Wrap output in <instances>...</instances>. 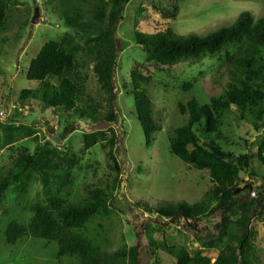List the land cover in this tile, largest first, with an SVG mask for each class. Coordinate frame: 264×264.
I'll return each mask as SVG.
<instances>
[{
  "label": "trees",
  "instance_id": "trees-1",
  "mask_svg": "<svg viewBox=\"0 0 264 264\" xmlns=\"http://www.w3.org/2000/svg\"><path fill=\"white\" fill-rule=\"evenodd\" d=\"M166 1L165 7L156 9L163 18L175 19L185 0ZM57 2L62 4L64 23L71 32L46 42L31 60L26 76L37 86L23 89L19 100L40 101L43 108L68 113L70 117L113 123L117 118L115 69L119 55L115 30L130 0H48L47 4ZM12 3L13 0H0V33L6 30L7 10ZM135 40L146 53V63L154 65L156 71L221 54L230 79L222 92L210 96L209 102L202 103L194 97L187 106L181 105V111L188 112V122L174 129L169 147L184 162L206 171L213 181L212 187L195 203L183 200L151 206L134 202L135 209H142L141 214L187 222V230L199 246L191 251L187 245H172L155 238L150 230L147 252L153 255L155 249H161L174 256L176 264H262L254 221L264 223V172L258 175L252 159L256 157L264 165V16L245 10L230 25L206 35H181L171 27L155 33L137 29ZM90 63L110 105L106 114H102L97 103L86 99V70ZM144 70H149L146 64L135 65L129 93L134 96L137 119L150 143L159 124L144 87L152 81V71ZM193 87L194 81L183 84L184 90ZM32 103H27L29 112L33 111ZM232 112L256 130L263 129L256 155L237 154L220 144L225 139L224 121ZM19 117L15 114L7 118V124H0V151L26 137L33 139L35 148L20 147L7 171L0 174V209L13 187L20 193L27 192L33 180L42 184L45 198L29 204L32 216L27 222L16 217L9 219L6 244L11 246L32 238L40 240L43 249L55 245L58 264L63 258H70L69 264H140L143 252L139 244H122L115 251H107L89 230L96 217L110 212L111 194L121 184L122 166L115 152L108 154L110 167L116 173L113 180L87 184L84 199L69 202L62 192L79 159L71 156L70 149L49 148L52 139L42 141L36 135V125L16 124ZM111 129L117 135L115 128ZM104 136L103 131L85 132L86 147ZM61 140L55 138L57 144ZM62 161L69 163L68 168L60 167ZM245 175L260 176L261 183L248 184ZM213 215L220 218L214 226L200 225L204 218ZM145 220L141 223L143 228L153 221ZM138 228L135 226L137 238L141 235Z\"/></svg>",
  "mask_w": 264,
  "mask_h": 264
},
{
  "label": "rangeland",
  "instance_id": "rangeland-1",
  "mask_svg": "<svg viewBox=\"0 0 264 264\" xmlns=\"http://www.w3.org/2000/svg\"><path fill=\"white\" fill-rule=\"evenodd\" d=\"M165 2L167 3L166 0H130L123 12V19L116 27L119 55L115 69L117 118L113 123L104 119L93 122L76 116L70 117L68 113L43 108L40 101L33 100H30L33 102V111L16 114L20 116L16 124L27 122L36 125V135L43 138L42 141L52 139L49 148L57 146L70 149L71 156L79 159V164L70 170L69 183L62 192L69 202L78 203L84 199L87 184L113 180L116 173L110 167L108 154L110 151L115 152L122 166L121 184L111 194L110 212L96 217L90 223L89 230L96 234L107 251H115L122 244H139L143 252L140 264H176L175 257L161 249H155L153 255L147 252L150 230H153L155 238L165 239L172 245H187L191 251L199 246L195 237L187 230V222L141 214L142 209H135L134 202L141 201L151 206L183 200L195 203L212 187L213 181L206 171L184 162L172 154L169 147L174 129L188 122V112L183 113L181 105L187 106L188 101L194 97L202 103L209 102L210 96L222 92L230 79L221 54L156 71L154 65L146 63V53L136 43L135 31L139 29L155 33L171 27L181 35H206L230 25L245 10L256 16H264V0H185L180 3L175 19H165L156 9L157 6L165 7ZM47 3L48 0H13L7 10L6 30L0 33V112L19 104L29 110L30 101L21 102L19 95L23 89L37 86L35 81L26 76L31 60L46 42L71 32L64 23L62 4ZM37 7L39 22L33 23ZM136 64H146L149 70H144L145 73L152 71V81L144 87L148 90L153 116L159 129L150 143H147L137 119L134 96L129 93L132 89L131 72ZM86 72L89 77L87 102L93 100L99 105L102 114H106L110 105L91 63ZM190 81H194V87L184 90L183 84ZM13 115L15 114L0 116V124H7V118ZM46 121L51 124L48 126ZM224 123L225 139L220 142L222 146L237 154L258 153L263 129L258 131L251 123L238 120L234 112L227 115ZM111 126L115 128L117 135ZM66 128L68 132L65 131ZM95 131H103L105 136L86 147L85 132ZM54 137L62 138L61 143L57 144ZM24 145L31 150L35 148L33 139L26 137L0 151V174L7 171L12 156H16L18 149ZM259 162L256 157L252 159V167L258 175L264 172V165ZM68 166L69 163H60L63 169ZM245 180L248 184L261 183L260 176L245 175ZM15 188L16 186L7 193L0 209V264H58L55 245L43 249L38 242L40 240L32 238L11 246L6 244L5 229L9 219L16 217L19 221L27 222L32 216L29 204L45 198L39 181L33 180L27 192L20 193ZM145 219L153 221H148L151 225L143 228L141 223L146 222ZM219 220V217L213 215L204 218L200 225L214 226ZM137 225L141 233L139 238L135 233ZM254 227L258 231L259 255L264 264V223L254 221ZM69 263L70 258H63L60 264Z\"/></svg>",
  "mask_w": 264,
  "mask_h": 264
},
{
  "label": "built area",
  "instance_id": "built-area-1",
  "mask_svg": "<svg viewBox=\"0 0 264 264\" xmlns=\"http://www.w3.org/2000/svg\"><path fill=\"white\" fill-rule=\"evenodd\" d=\"M26 112V113H25ZM29 112V110L24 106H22V105H13L12 107H10V109L7 111V110H5V111H1L0 112V116H4V115H9V116H11L12 114H17V113H25V114H27Z\"/></svg>",
  "mask_w": 264,
  "mask_h": 264
},
{
  "label": "water",
  "instance_id": "water-1",
  "mask_svg": "<svg viewBox=\"0 0 264 264\" xmlns=\"http://www.w3.org/2000/svg\"><path fill=\"white\" fill-rule=\"evenodd\" d=\"M32 22L33 23H38L39 22V8L38 7L35 10V14H34V17L32 19Z\"/></svg>",
  "mask_w": 264,
  "mask_h": 264
}]
</instances>
